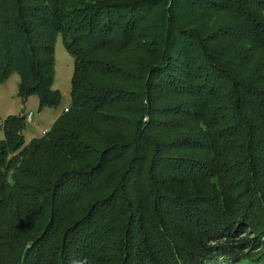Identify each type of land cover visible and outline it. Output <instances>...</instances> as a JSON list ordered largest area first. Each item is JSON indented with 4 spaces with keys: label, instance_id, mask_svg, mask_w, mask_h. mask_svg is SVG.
<instances>
[{
    "label": "trees",
    "instance_id": "obj_1",
    "mask_svg": "<svg viewBox=\"0 0 264 264\" xmlns=\"http://www.w3.org/2000/svg\"><path fill=\"white\" fill-rule=\"evenodd\" d=\"M202 1L0 2V81L16 70L53 107L56 33L73 57L50 129L25 142L31 112L1 122L0 204L27 242L13 264L40 263L51 237L43 264H264V81L195 28ZM205 1L234 11L212 31L264 51V0Z\"/></svg>",
    "mask_w": 264,
    "mask_h": 264
},
{
    "label": "rangeland",
    "instance_id": "obj_2",
    "mask_svg": "<svg viewBox=\"0 0 264 264\" xmlns=\"http://www.w3.org/2000/svg\"><path fill=\"white\" fill-rule=\"evenodd\" d=\"M0 2H2V0H0ZM202 2L205 3V5L200 9L190 7V12L193 13L192 16H194L193 19L197 20V25H195V28L197 30L201 29V33L203 34V36H205V38L213 39L211 45L214 44V46H219L220 50L223 51L224 54L230 56L232 61L238 62L237 64L232 66V68L230 67L233 72H237L242 75H249L254 72V76L256 75L257 78H260L259 81H264V68L262 67V65L264 64L262 62L264 60V51L261 46L258 45L256 48H244V42L237 41L231 36L232 34L228 35L227 31H224V28H218L219 30L216 29L215 31H212V29L217 28L218 26H220V24L223 25L225 22L232 21L234 11L230 8H227V6L224 9H220L216 5H213L212 3H209L205 0H203ZM214 2H216V4L220 3L219 0H215ZM7 4L9 5L8 2ZM200 25H206L208 28H210V30L204 31V27H201ZM214 37H216V39ZM234 42H236L237 46L242 49L239 50L238 53H234V55L231 56L230 54L232 53L230 51L232 50V45ZM52 44L54 51L52 68L54 79L52 88L57 89L61 94L58 104L53 107L43 106L39 108L37 94L31 93L26 97L21 95L19 93L20 75L18 71L13 70L5 79L0 81V139H2L4 136V132L1 127V122L6 116L22 114L24 115L28 112L32 113V120H25L24 127L22 130L24 140L25 142H28L31 138L40 136L42 129H50L55 118L59 115V113L62 112L63 107L68 106L70 104L69 91L71 88V76L73 73V57L66 50L63 43V36L60 32L56 33L53 36ZM213 121H215V119H213ZM184 130H187V127H185ZM13 176L19 177L17 174L9 172L8 190L11 193L13 192ZM32 182L36 183L38 182V180ZM18 183L20 182H17V184ZM12 209L13 203L10 206L5 203L0 204V264H13V261L16 260V257L21 256L22 254L20 247L21 243H27L22 242L23 239H21L20 236L17 235V233L14 235V238L10 236L11 224L16 225L17 222H19V224L22 225V222L20 221V216L14 217V215L10 213ZM75 212L76 211L73 207H66L61 211L59 215L60 221L58 229H56L58 233H60V230L66 227L65 224L67 220L72 215H74ZM36 226H33L32 228H35ZM6 234H8L9 238L6 237ZM250 235L252 236V231L249 233V236ZM241 236H243V234ZM52 239L53 237H51V239H49L47 242H44V245L41 247V250L44 251L42 252L44 254V257L40 259V263L38 264H43V262L45 263L46 260L49 259V256L47 254L50 253V245L48 244H50L51 241H54ZM27 246L28 245H26L25 248ZM36 261H38V259ZM242 263L249 264L246 261H242L241 264Z\"/></svg>",
    "mask_w": 264,
    "mask_h": 264
},
{
    "label": "built area",
    "instance_id": "obj_3",
    "mask_svg": "<svg viewBox=\"0 0 264 264\" xmlns=\"http://www.w3.org/2000/svg\"><path fill=\"white\" fill-rule=\"evenodd\" d=\"M26 118H27V120H29V119L31 118V113H28V114L26 115ZM42 133H45V130H43Z\"/></svg>",
    "mask_w": 264,
    "mask_h": 264
},
{
    "label": "crops",
    "instance_id": "obj_4",
    "mask_svg": "<svg viewBox=\"0 0 264 264\" xmlns=\"http://www.w3.org/2000/svg\"><path fill=\"white\" fill-rule=\"evenodd\" d=\"M45 129V128H44Z\"/></svg>",
    "mask_w": 264,
    "mask_h": 264
}]
</instances>
